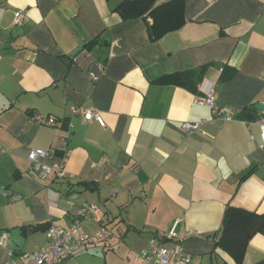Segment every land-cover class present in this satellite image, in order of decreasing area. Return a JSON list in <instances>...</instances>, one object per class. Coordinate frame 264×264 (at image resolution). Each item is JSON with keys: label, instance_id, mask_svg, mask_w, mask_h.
I'll list each match as a JSON object with an SVG mask.
<instances>
[{"label": "crops", "instance_id": "1", "mask_svg": "<svg viewBox=\"0 0 264 264\" xmlns=\"http://www.w3.org/2000/svg\"><path fill=\"white\" fill-rule=\"evenodd\" d=\"M121 1L0 0V264L44 247L48 225L69 227L88 204L99 208L87 231L106 225L113 237L64 264H140L136 253L165 242L176 220L190 264H237L216 245L226 207L264 213V0H185L186 23L155 41L145 19L113 10ZM205 65L197 92L154 82ZM208 81L234 119L198 102ZM73 105L97 109L105 126ZM185 121L203 124L187 133ZM35 147L49 161L66 155L67 175L40 178ZM261 260L258 233L244 264Z\"/></svg>", "mask_w": 264, "mask_h": 264}, {"label": "built area", "instance_id": "2", "mask_svg": "<svg viewBox=\"0 0 264 264\" xmlns=\"http://www.w3.org/2000/svg\"><path fill=\"white\" fill-rule=\"evenodd\" d=\"M211 3L213 0H207ZM25 18L23 12L16 13V23H21ZM223 70L222 68L220 69ZM93 79H97V75L91 72ZM204 81V80H203ZM202 81V82H203ZM216 83L208 81L204 94L198 99L201 105L211 109L216 118L224 120L234 119V114L228 109H222L217 103ZM73 114H79L85 120H96L102 126L105 121L100 112L95 108L85 106L71 107ZM41 120L40 116H36ZM44 123L49 126L56 125L55 117H48ZM203 121H185L181 127L187 133H192L201 129ZM261 137L264 141V117L260 119ZM50 151L43 148H32L28 153V159L32 163L33 171L40 178H47L54 175L57 178H64L67 175L66 161L67 156L61 157L57 161H49ZM58 194L57 199L61 198ZM70 205H74L72 200H68ZM98 205L88 204L79 208L76 219L69 227H61L51 225L46 230L47 244L37 250L23 251L19 255L10 252V260L4 264H64V262L82 247L89 244H97L110 241L113 237V231L106 225H101L94 232H88L85 227V219L96 214ZM180 220H176L173 228L165 235L166 241L159 245L153 246L151 249L142 250L135 255V261L140 264H190L191 256L184 252L181 240L177 235V225ZM189 236L193 235V231L187 232ZM7 234L2 233L0 237V245H6Z\"/></svg>", "mask_w": 264, "mask_h": 264}, {"label": "trees", "instance_id": "3", "mask_svg": "<svg viewBox=\"0 0 264 264\" xmlns=\"http://www.w3.org/2000/svg\"><path fill=\"white\" fill-rule=\"evenodd\" d=\"M157 2L158 0H122L113 10L123 19L139 17L145 19L150 39L155 41L169 32L180 29L186 23L185 0H169L156 5ZM148 19H151V22ZM206 68L205 65L197 69L166 74L154 82L175 84L197 92L196 84L198 82L201 84L204 80ZM49 227L50 225L46 229ZM258 233L264 234V213L228 205L216 245L229 253L237 264H244L248 244ZM255 264H264V260Z\"/></svg>", "mask_w": 264, "mask_h": 264}, {"label": "water", "instance_id": "4", "mask_svg": "<svg viewBox=\"0 0 264 264\" xmlns=\"http://www.w3.org/2000/svg\"><path fill=\"white\" fill-rule=\"evenodd\" d=\"M84 45V43L82 45H80L77 49H75L71 54H75L77 51H79L81 49V47ZM255 108L259 111H264V102H259L255 104ZM258 115L254 114L251 111H245L242 113V117L248 119V120H254L257 118Z\"/></svg>", "mask_w": 264, "mask_h": 264}]
</instances>
